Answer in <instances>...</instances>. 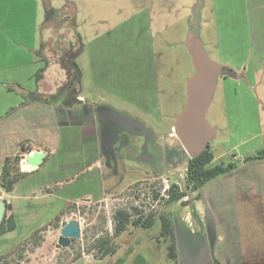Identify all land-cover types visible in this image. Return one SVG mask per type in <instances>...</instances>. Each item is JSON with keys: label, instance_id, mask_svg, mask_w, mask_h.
Wrapping results in <instances>:
<instances>
[{"label": "rangeland", "instance_id": "rangeland-1", "mask_svg": "<svg viewBox=\"0 0 264 264\" xmlns=\"http://www.w3.org/2000/svg\"><path fill=\"white\" fill-rule=\"evenodd\" d=\"M36 1L37 17L34 10L20 12L21 6H27L25 1H2L0 22L6 16L5 22L23 28L21 38H10L21 45L29 43L33 24L40 25L38 38L46 42L36 52L52 66L48 69L50 84L57 93L69 89L71 67L76 64L80 76L72 87L79 86L83 78V89L93 91L92 101L98 105L104 179L113 196L69 204L58 220L34 229L35 223L18 225L16 231L0 237V264H205L210 254L221 250L233 253L232 264H264V192L256 191L264 190V172L252 173L248 164L255 160L242 165L246 157L257 154L256 146L244 142L248 138L245 125L237 131L231 125L245 121V104L251 100L242 102L245 111L233 105L227 108L224 102L223 87L235 103L231 90L237 89L236 98L244 96L245 100V86L223 85L220 76L206 114L208 125L217 128L210 143L214 159L206 168L233 163V171L238 170L235 174L205 184L202 193L192 191L185 171L189 158L177 139L168 136L174 116L185 105L186 82L194 73L182 44L188 32L200 30L212 62L221 65L224 59L218 46L216 0H48L56 11L54 16L46 15L42 0ZM224 48L236 54L245 51L241 44ZM103 104L115 110L106 124L101 117ZM128 118L137 125L131 126ZM259 140L264 143V134ZM235 156L240 160H234ZM172 184L175 191L185 194V205L166 203V191ZM251 190L257 194L250 195ZM133 207L143 216L153 212L155 224L149 230L128 225L113 238L114 213L124 209L135 217ZM204 208L211 217L203 219ZM160 215L171 222L165 237L160 236ZM70 220L79 221L80 239L57 249L61 224ZM104 236L111 238L114 255L102 257L91 248L94 240Z\"/></svg>", "mask_w": 264, "mask_h": 264}, {"label": "crops", "instance_id": "crops-1", "mask_svg": "<svg viewBox=\"0 0 264 264\" xmlns=\"http://www.w3.org/2000/svg\"><path fill=\"white\" fill-rule=\"evenodd\" d=\"M22 1L27 6H21L20 12L32 13L34 10V16L37 17V1ZM214 5L220 15L217 18L219 28L216 26L220 30L218 46L224 53L220 66L230 68L235 73V76H221V80L223 85L235 83L240 87L245 86L246 91L244 100V96L236 98L237 89H230L237 100L233 103L226 97V89L223 87L224 102L227 108L233 109V105L241 111L246 110L245 121H232L231 125L233 131L245 125L248 138L244 142L255 143L257 153L264 150V143L258 141L264 134V0H216ZM6 13L10 14L9 9ZM6 18L4 16L0 22V175L5 158L18 155L21 144L31 153H45L37 167L27 164L25 157L29 152L21 155L18 167L24 177L11 192H1L0 199L10 205L7 215L13 216L16 231L18 225L35 223L34 229L54 221L69 204H78L80 201L100 202L113 195L107 191L104 179L96 114L98 105L92 101L93 91L85 92L81 78L79 86L72 87L76 84L74 82L69 89L57 93L50 84L52 75H49L48 69L52 66L49 64L42 78L36 81V75L44 65V59L36 51L40 44L46 42L38 38L40 25L37 27L33 24L29 43L21 45V41L16 43L10 38L16 39L17 35L21 38L23 28L20 29L15 22H5ZM237 44L242 45L244 53L236 54L232 49L224 48ZM34 92L46 98L47 102L33 99L30 94ZM118 96L127 103L124 95L118 93ZM249 97L250 103L247 101ZM245 101L247 104L244 110L242 102ZM102 108L104 115L101 117L106 124L111 121L109 118H114L112 111L115 110L106 104ZM127 120L132 123L131 126L137 125L129 118ZM169 135L173 136L172 127ZM234 160L240 159L235 156ZM242 165L247 164L243 162ZM248 166L254 175L262 174L264 159L256 160ZM237 171H231L230 174ZM80 176L85 178L81 179ZM81 183V189H77ZM203 190L202 187L199 193ZM256 191L258 194L264 192ZM256 191L251 190L249 194L256 195ZM207 212L204 208L203 219L211 217V213ZM235 222H238L237 218L233 224L236 234L238 229Z\"/></svg>", "mask_w": 264, "mask_h": 264}, {"label": "water", "instance_id": "water-1", "mask_svg": "<svg viewBox=\"0 0 264 264\" xmlns=\"http://www.w3.org/2000/svg\"><path fill=\"white\" fill-rule=\"evenodd\" d=\"M182 44L191 57L194 73L186 82L185 105L173 118L172 132L188 158L194 159L216 137L217 128L208 125L206 114L216 92L218 78L226 75L227 71L209 59L195 31L190 30ZM75 79L76 74L73 73L69 88ZM44 157L43 152H32L26 155L25 160L28 165L37 167ZM6 210H10V205L0 199V222ZM80 236L78 220L62 222L56 248H67L71 240H79Z\"/></svg>", "mask_w": 264, "mask_h": 264}, {"label": "trees", "instance_id": "trees-1", "mask_svg": "<svg viewBox=\"0 0 264 264\" xmlns=\"http://www.w3.org/2000/svg\"><path fill=\"white\" fill-rule=\"evenodd\" d=\"M43 6L45 8L46 15H53L55 14V10H53L49 6L48 0H42ZM48 20H46L47 22ZM44 66L38 71L36 75V81H39L42 78V73L46 70V66L48 63L44 62ZM76 68V64L73 63ZM72 65V66H73ZM71 67V66H70ZM75 68L71 67V70L76 74V78L78 79L80 73L77 74ZM222 69L227 71L226 75H222L223 77L227 76H235L233 70L227 67H222ZM76 79V80H77ZM30 96L39 101V102H47L46 98L42 96H38L35 92L31 93ZM28 148H25L24 144L20 145L19 154L12 157H7L4 160L2 172L0 175V188L9 193L13 190L15 184L24 177L18 169V164L21 159V155L30 152ZM214 159L213 152L210 148V143L206 150H204L198 157L194 159H188L185 171L186 177L191 183L192 191H199L205 184L215 180L216 178L223 176L227 173H230L235 169V165L230 163L226 166L218 165L213 168H206V166L212 162ZM264 159V150L257 152V154L253 157H246L244 162H249L252 160H262ZM167 193V204L181 202L182 205H185L187 202H183L182 199L185 197L183 192L175 191V186H172L166 191ZM153 197L157 198L158 194L153 193ZM133 212L137 213L135 217H132L126 210L120 209L117 210L113 215V238H118L121 234L126 231L128 225L139 228L141 230H149L153 227L156 222V218L153 212L143 216L140 211L136 208H132ZM7 211H5L2 221L0 222V237L5 235L6 233L13 232L16 228L14 219L12 215H7ZM161 223V237H165L168 235L170 231L171 222L169 221L168 217L165 215H160L158 217ZM58 220V218H56ZM74 241V240H72ZM92 249H97L100 252L102 257H106L108 255H114L116 253V248L111 243V238L108 236L100 237L94 240L93 245L91 246Z\"/></svg>", "mask_w": 264, "mask_h": 264}, {"label": "flooded vegetation", "instance_id": "flooded-vegetation-1", "mask_svg": "<svg viewBox=\"0 0 264 264\" xmlns=\"http://www.w3.org/2000/svg\"><path fill=\"white\" fill-rule=\"evenodd\" d=\"M73 72V71H72ZM74 73V72H73ZM169 137H174V136H169ZM188 199H185V202ZM233 253H227V251L221 250L218 252V254H215V252L213 254H210L208 257V260L205 264H232L231 263V255ZM239 253L237 252V255ZM212 255V256H211ZM234 256V255H233ZM239 257V256H238Z\"/></svg>", "mask_w": 264, "mask_h": 264}, {"label": "built area", "instance_id": "built-area-1", "mask_svg": "<svg viewBox=\"0 0 264 264\" xmlns=\"http://www.w3.org/2000/svg\"><path fill=\"white\" fill-rule=\"evenodd\" d=\"M27 154H31V152H29V153H27ZM27 154H26V155H27Z\"/></svg>", "mask_w": 264, "mask_h": 264}]
</instances>
